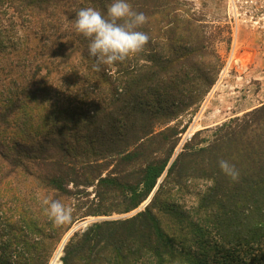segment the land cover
<instances>
[{"label":"trees","instance_id":"trees-1","mask_svg":"<svg viewBox=\"0 0 264 264\" xmlns=\"http://www.w3.org/2000/svg\"><path fill=\"white\" fill-rule=\"evenodd\" d=\"M222 61L182 0H0V264L135 209L74 230L61 264H264V101L175 152ZM198 181L187 221L170 197Z\"/></svg>","mask_w":264,"mask_h":264},{"label":"rangeland","instance_id":"rangeland-1","mask_svg":"<svg viewBox=\"0 0 264 264\" xmlns=\"http://www.w3.org/2000/svg\"><path fill=\"white\" fill-rule=\"evenodd\" d=\"M182 1L184 9L204 24L207 34L223 60V64L214 84L197 109L192 114L189 112L182 114L170 123V125H177L178 127L186 125L178 135L175 152L197 130L201 129L200 136H209L215 125L233 116L241 115L264 101V0ZM160 180L161 178L158 182ZM198 182L200 183L195 188L177 192L175 196L170 197L173 206L175 203L187 211L189 214L187 221L194 220L193 210L198 194L206 185L205 181ZM155 189L156 186L149 198L146 199L147 201L145 200L146 203ZM87 190L91 195L93 194L91 186ZM164 196L169 195L165 194ZM144 202L141 205L146 204ZM161 208L162 211H157L158 215L161 217L163 226L172 234L177 232L176 230L180 225H186V221L177 223L171 206L164 205ZM135 211L136 209L127 213L86 216L74 222L70 229L74 227L76 229L83 228L91 221L102 217H124ZM58 246L59 243L54 245L47 264H59L63 247H60L58 255L56 254L57 259H55V251ZM53 259L55 262L52 261Z\"/></svg>","mask_w":264,"mask_h":264},{"label":"water","instance_id":"water-1","mask_svg":"<svg viewBox=\"0 0 264 264\" xmlns=\"http://www.w3.org/2000/svg\"><path fill=\"white\" fill-rule=\"evenodd\" d=\"M148 198H149V197H148ZM146 201H147V200H146ZM146 201H145L144 203H146ZM102 218H105V217H102ZM74 230H76V227H74V228H72V229H70V230L68 231V234L66 235V237H65V239H64V241H63V243H62V245H61V248L63 247V244H64V242L66 241V239L68 238V236H69ZM58 263L60 264V260H59Z\"/></svg>","mask_w":264,"mask_h":264},{"label":"bare ground","instance_id":"bare-ground-1","mask_svg":"<svg viewBox=\"0 0 264 264\" xmlns=\"http://www.w3.org/2000/svg\"><path fill=\"white\" fill-rule=\"evenodd\" d=\"M67 234H68V232H67ZM67 234H66V235H67ZM66 235L63 237L61 243L59 244L57 250L55 251V256H54L55 259H57L58 252L60 251V247H61V245H62V243H63V241H64ZM56 254H57V255H56ZM52 261L55 262L54 259H53ZM57 261H58V260H57Z\"/></svg>","mask_w":264,"mask_h":264}]
</instances>
